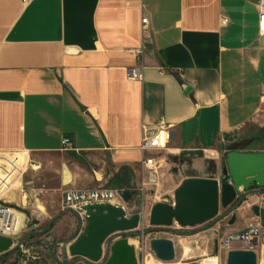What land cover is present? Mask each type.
<instances>
[{
	"label": "crops",
	"instance_id": "0c3cea01",
	"mask_svg": "<svg viewBox=\"0 0 264 264\" xmlns=\"http://www.w3.org/2000/svg\"><path fill=\"white\" fill-rule=\"evenodd\" d=\"M257 16L256 0H0V194L23 217L16 243L69 261L86 222L63 209L64 190H127L129 211L145 210L148 192L172 199L191 170L220 179L231 150L264 151L227 146L248 125L264 134ZM160 119L172 138L149 181L141 137Z\"/></svg>",
	"mask_w": 264,
	"mask_h": 264
},
{
	"label": "water",
	"instance_id": "95a60500",
	"mask_svg": "<svg viewBox=\"0 0 264 264\" xmlns=\"http://www.w3.org/2000/svg\"><path fill=\"white\" fill-rule=\"evenodd\" d=\"M189 90L188 86H183L184 93ZM120 194L127 202L128 191L120 190ZM249 196H260L264 201V151L231 150L225 157L220 179L199 177L191 170L174 190L172 203L156 202L151 207L149 224L155 228H169L174 223L180 227H193L215 219L221 206L236 202L230 211L234 210ZM82 209L86 226L65 251L70 257L80 258L73 264H84L85 261L90 264H138L133 245L122 236L139 226V212L126 218L120 206L108 203L86 205ZM251 209L264 227V206L254 205ZM115 235L121 238L112 241ZM14 245L10 236L0 234V254ZM102 245H105L104 249ZM149 249L160 262H172L175 258L172 239L153 238L149 241ZM226 264H257L256 252L229 250Z\"/></svg>",
	"mask_w": 264,
	"mask_h": 264
},
{
	"label": "rangeland",
	"instance_id": "374dc122",
	"mask_svg": "<svg viewBox=\"0 0 264 264\" xmlns=\"http://www.w3.org/2000/svg\"><path fill=\"white\" fill-rule=\"evenodd\" d=\"M227 146L229 148L242 147L245 149H264V134H260L255 126L248 125L234 134ZM200 157L203 158L202 155ZM189 158L190 155H185L180 160V163H182L181 165H183L185 169L188 167L186 164L189 162ZM203 159L208 165V168L211 169L213 167V160L210 158ZM155 190L148 192V198L145 202L147 208L145 210L140 209L139 203L137 205L138 207H136L137 209L132 210V212L137 211L141 214L139 226L134 229L132 233H127L122 236L125 237L131 245H133L131 243L133 240L137 241L133 247L139 264H200L202 259L215 255H218L219 257V264H226L227 252L233 249H242V244L233 241L229 244V249L227 250L223 248L218 250L219 245L223 244L227 235L243 230L248 219L258 218L252 212V206H264V201H262L260 196H249L244 202H242L247 209L245 216L239 214L229 215L231 208H233L236 203L234 202L227 207L221 206L218 216L203 224L195 225L193 227H180L174 223L169 228H155L149 224L150 205L154 201L164 202L163 199L167 198L166 195H160L161 192H156ZM12 212L14 213L12 226L17 229L21 223L22 214H20L17 209ZM255 224V220H253L252 224L249 226ZM246 228L247 227H245V229ZM25 234L26 231L21 230L16 241L20 242V240H23ZM119 238H121V236L119 237L118 235H115L112 241ZM153 238L172 239L175 247V258L172 262H160L156 258L148 256V253H151L149 249V241ZM104 248L105 245L103 249ZM251 250L256 252L257 264H264V228L261 229L260 234L255 241V247ZM51 252V246L41 244L39 240H35L29 244L23 243V247H17L16 243L12 249L0 254V261H7L6 264L11 262L14 264H34V261H38L32 259V256H35L39 257V260H41V262L38 261L39 264H73L77 263L76 260L80 259L79 257H70V260L72 261H64L61 259L55 262L49 259L48 255ZM10 254L14 255L12 260L8 261V256Z\"/></svg>",
	"mask_w": 264,
	"mask_h": 264
},
{
	"label": "built area",
	"instance_id": "2783aa9c",
	"mask_svg": "<svg viewBox=\"0 0 264 264\" xmlns=\"http://www.w3.org/2000/svg\"><path fill=\"white\" fill-rule=\"evenodd\" d=\"M27 1V0H24ZM258 16H257V26L258 34L264 36V0H256ZM222 24L228 22V18L223 17L221 20ZM142 29L145 30L148 26V18L144 16L141 20ZM148 36L143 37V41H147ZM129 77L133 79L141 78V71L138 66L132 68L129 71ZM172 138V125L160 119L154 129L144 128L141 137L140 149L144 153H148L143 158V165L149 172L148 180H154L157 170L163 166L162 157L153 154L155 151L166 150L168 144ZM63 144L67 143V140L62 141ZM166 203H172V199H165ZM97 203H108L115 206H120L124 212V216L129 218L133 213L127 208V202H124L120 194L119 189L99 187L90 189H77L71 188L66 189L62 193V204L64 210H71L74 212L81 224L84 226L86 222L85 211L82 209L83 206L92 205ZM15 210L12 208L5 200L3 194H0V234L10 236L14 243L19 237L22 230V221L19 227L16 229L12 226L14 219ZM262 226L260 223L248 226L246 229L231 233L225 237L223 244H220L218 250L229 249V244L233 241L240 242L242 244V249H253L255 247V241L260 234ZM19 247H22V243H17ZM219 264V257L215 255ZM82 261V260H80ZM83 262V261H82ZM85 264H90L85 261ZM98 264V263H97ZM139 264V262H138Z\"/></svg>",
	"mask_w": 264,
	"mask_h": 264
},
{
	"label": "bare ground",
	"instance_id": "6f19581e",
	"mask_svg": "<svg viewBox=\"0 0 264 264\" xmlns=\"http://www.w3.org/2000/svg\"><path fill=\"white\" fill-rule=\"evenodd\" d=\"M136 242H137L136 240H133L131 243L134 245V244H136ZM147 261H148V259H147ZM216 261H217V259L215 256H209V257L202 259L200 261V264H216Z\"/></svg>",
	"mask_w": 264,
	"mask_h": 264
},
{
	"label": "flooded vegetation",
	"instance_id": "af4514ba",
	"mask_svg": "<svg viewBox=\"0 0 264 264\" xmlns=\"http://www.w3.org/2000/svg\"><path fill=\"white\" fill-rule=\"evenodd\" d=\"M240 204H241V203H240ZM240 204H239V205H240Z\"/></svg>",
	"mask_w": 264,
	"mask_h": 264
}]
</instances>
